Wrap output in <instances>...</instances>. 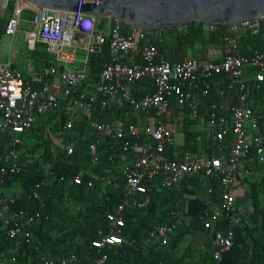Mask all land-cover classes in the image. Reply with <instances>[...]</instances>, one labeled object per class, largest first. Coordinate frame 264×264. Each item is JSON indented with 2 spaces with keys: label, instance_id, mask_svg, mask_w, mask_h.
<instances>
[{
  "label": "built area",
  "instance_id": "2783aa9c",
  "mask_svg": "<svg viewBox=\"0 0 264 264\" xmlns=\"http://www.w3.org/2000/svg\"><path fill=\"white\" fill-rule=\"evenodd\" d=\"M9 1H5L4 10ZM13 1L4 34L15 35L23 11H31V27L25 31L28 50L41 44L52 62L25 73L9 66L0 67V240L10 242L11 261H16L25 244L37 255L35 264H108L105 251L111 246L135 244L122 235L126 211L144 208L154 192L203 176L221 187L220 209L204 212L201 220L202 229L212 231L213 259L221 262L223 254L234 246L235 229L242 222L234 213V188L242 177L254 174L253 166L248 165L256 163L264 172V109L256 110L250 98L254 93L262 94L258 91L264 82V52L254 50L243 55L237 43L240 33L257 35L261 21L227 25L218 60L185 57L170 62L140 26L105 17L104 28L97 29L94 15ZM216 26L208 28L215 30ZM105 46L108 58L93 76L89 57L101 54ZM79 52L83 54L81 59L77 58ZM139 81L147 82L152 90L136 97L130 86ZM215 85L219 86L218 98L210 102L205 118L214 153L204 155L201 151L192 155L184 149L176 159L169 158L166 152L175 147L177 124L170 117V108L181 114L188 112L189 119L196 120L202 99L209 96ZM232 91L236 103L229 105L224 98ZM124 103L129 104L136 119L127 127L122 120H113L115 113L103 121L94 117L96 111L101 113ZM228 109V115L219 112ZM142 115L147 116L145 123L138 121ZM229 136L231 148L227 150L225 141ZM79 138L89 140L85 151L77 146ZM37 144L40 146L36 147ZM102 145L111 151L119 145L121 153H107V168L94 173L92 169L98 166L100 154L105 153L99 151ZM60 153L69 166L75 164L73 157L86 155L87 165L79 159L81 165L69 175H57L55 167L61 162ZM46 155L48 158L43 159ZM35 163L42 179L26 193L16 181L18 188L8 195L7 180ZM56 181L64 191L78 186L94 190L99 205L106 209L105 229H97V238L90 241L83 258L74 252L54 255L34 235L33 230L42 220H51L44 213L45 197L41 190H51ZM120 182L121 199L109 207L102 199ZM18 200L27 208L16 209ZM180 216L181 212L171 211L162 224L148 232L140 242L143 255L168 246Z\"/></svg>",
  "mask_w": 264,
  "mask_h": 264
},
{
  "label": "trees",
  "instance_id": "16d2710c",
  "mask_svg": "<svg viewBox=\"0 0 264 264\" xmlns=\"http://www.w3.org/2000/svg\"><path fill=\"white\" fill-rule=\"evenodd\" d=\"M14 7V1L10 0L8 3V6L5 11L10 15ZM28 14L32 17V12L29 10L23 11V14ZM8 15V16H9ZM96 18V27L97 29H103L105 18ZM5 20V17H0V24L3 23ZM226 29V26H216L215 30H209L208 24L203 23H189L182 25L180 27H172V28H165L161 29L159 33L156 30H150L147 31V34L150 38V41L155 44L159 52L162 56H164L168 61L170 62H177L181 61L186 57L187 50L189 48H194L196 46L200 45H208L211 47L219 46L221 49L224 47L223 42V35L224 30ZM237 43L238 48L241 54L243 55H250L254 50H260L264 52V19L261 20L260 23V31L257 35H252L249 32L240 33L237 37ZM108 58V47L105 46L104 50L101 54L90 56L89 57V69L91 75H97L102 67L103 64L106 62ZM142 82V81H139ZM137 82L136 84H139ZM146 86L152 90L149 84L146 82ZM262 94L254 93L250 98H259L261 101L264 102V82L261 84L260 91H258ZM133 96L141 97L140 95L136 94L135 92L131 91ZM217 92H214L211 90L209 96L206 98H203L201 101V106L199 108V111H201V107H207L208 109L210 102L214 99H217V95L215 94ZM227 98L230 97L232 102L234 104L236 103V97H235V91L227 92L226 94ZM224 98V101L228 104V99ZM230 100V101H231ZM231 102L232 105L233 103ZM220 113H225L228 115V110H220ZM112 113L120 114L121 120L123 121V126L127 127L131 123H135L136 119L133 116V112L129 104L124 103L122 106H112L111 108H107L105 110H102L101 113L99 111H96L94 113V117L99 120H105L106 116L111 115ZM184 115H186L187 118H185L186 121H189V114L188 112H183ZM109 122H112V120L109 118ZM193 122L189 121V124L187 125V130L184 131V142H183V149L189 150L193 154H197L200 149L203 147H209L212 146V135L207 138H203V144L200 146L196 142V138L200 134L196 129H194ZM83 128L80 127V131H82ZM42 140V139H41ZM77 146L82 149V151H85L88 141H82L80 138L77 140ZM40 145L37 144L36 147H39ZM100 152H105L100 154V162L98 166L92 169L94 173L101 172L102 169L107 168L108 165V159H107V153H112L115 156H118L121 153V150L119 149V145H116V150L111 151L108 149V147L102 145L99 148ZM213 154V153H210ZM48 158V155H46L43 159ZM75 160V164L72 166L68 165V161L64 158V155L60 153L59 161L56 163L55 171L57 172V175L60 174H66L69 175L71 170L77 169L81 163L86 164V155L80 158L73 157ZM80 159V161H79ZM38 164L35 163L33 165H29L25 168L23 172L20 174L14 176L12 179L7 180V185L10 182H19L22 190L24 193L28 192L29 189L37 182H39L42 179L41 172H36ZM89 176V175H88ZM87 176V178H88ZM187 182L196 183L197 179H191L185 180ZM54 188L51 190H48L46 188H42L41 192L42 195L45 197V210L44 213L48 214L49 216H52V210H51V201L53 200V197L56 193L62 194V192H70L71 194H80L83 192L91 193V195L95 199L94 207L91 208V212L96 215L95 219H92L88 226L85 228V231L82 233V236L80 238V241H82V246L77 245L74 247L73 244H65V242H58L59 250L52 251L51 253L54 255H67L70 252H74L79 257L83 258L86 256L87 252L89 251V244L92 239L97 238L96 231L98 228L105 229V221H104V215L106 212L105 207H102L99 205L98 201L99 198L96 195L94 190L87 191L84 186H78L76 188L71 187L68 191H64L60 186L61 184L56 181L54 183ZM122 188L123 183L120 182L118 186L107 192L105 196L103 197V203L107 206H113L114 204L118 203L121 199L122 195ZM161 193V192H160ZM160 193L154 192L150 195L149 201L147 205L144 208L141 209H131L125 212L124 214V221H125V227L122 229V235L127 238L128 240H133L135 244L133 246H127V245H121V246H111L109 249L105 251V253L108 255V264H130V262H134L137 264H148L150 261L149 259L152 257L153 252L157 253L160 250H151L149 251L150 254L143 255L140 247L141 240L147 236L148 232L155 226H157V223L154 224L155 226L150 225L149 228H144V224L148 220V216H152L155 212V205L158 200V196ZM16 209L21 208H27V205L21 201L18 200L15 204ZM168 211V210H167ZM165 216L168 215V212L164 213ZM163 214V215H164ZM160 218V217H159ZM250 223L245 224L242 223L240 225H243L241 227V246H240V258L241 260H251L253 264H264V216L262 223L258 225V223L254 222L253 215L249 216ZM256 219V218H255ZM164 220L161 222H158L162 224ZM48 222H45L42 220V222L38 225L36 229H34V235L36 238L42 241L43 245L48 248L47 246L51 243L50 238L47 236V234H44L43 232V226ZM0 241V254L3 252V250L6 248V246L10 247V242L2 238ZM62 246V247H61ZM53 249V248H52ZM55 250V249H53ZM148 252V253H149ZM213 254V250H212ZM213 257V255H212ZM27 258L32 259V263H36L37 255L36 253L25 246V244L22 245L19 253L16 255V261L17 264H23ZM215 261V260H214ZM238 264L237 260L236 263Z\"/></svg>",
  "mask_w": 264,
  "mask_h": 264
},
{
  "label": "crops",
  "instance_id": "0c3cea01",
  "mask_svg": "<svg viewBox=\"0 0 264 264\" xmlns=\"http://www.w3.org/2000/svg\"><path fill=\"white\" fill-rule=\"evenodd\" d=\"M5 1L6 0H0L1 11H5L3 9ZM7 18L8 16L3 23L0 24V67L9 66L25 73L29 70H38L42 66L50 65L52 58L45 52V49L41 44H37L33 51L28 50L26 45L25 31L31 27V16H26L25 13L21 15L19 31L13 36L4 34V27ZM221 51L222 49L219 46L211 47L204 44L189 48L186 57L218 60ZM77 58H83V54L79 52ZM145 83V81H142L139 82V84L131 85L130 91L143 96L150 91ZM217 89H219V86L215 85L213 91L217 92ZM227 99L228 104H231V98L228 97ZM251 102L256 110L261 111L264 109V102L259 98H252ZM232 103L234 104V102ZM206 108V106L203 108L201 107L199 117L196 120L188 119L190 122L195 123L193 126L194 129L200 132L196 138V142L200 146L203 144V138L210 136L205 125ZM169 114L177 124L175 125L176 129L174 131L175 147L172 150H168L166 155L171 159H176L179 153L184 150V131L187 130L189 121L185 120V118H187L186 115L181 114V112L173 108H170ZM115 116L116 114H114L113 120L119 121L115 119L118 118ZM146 118L147 116L142 115L141 119L138 121L145 123L143 120ZM121 119L120 116V120ZM117 125H120V123H117ZM225 148L227 150L231 148V136L227 137ZM201 151L204 155L214 153L211 146L203 147L198 153ZM192 155L195 154L192 153ZM250 166H253L255 171L254 174L250 177H242L234 188L236 199L234 213L235 216L239 217L243 221L242 223L245 224L250 223L249 216L253 215V223L256 222L260 225L264 216V200L260 197V193L264 191V172L258 168L256 163L248 165V167ZM191 179H197V182L191 183L185 181L188 180L185 179L174 188L162 191L161 193L157 192L160 193L158 199L163 198L172 205L167 212L179 211L181 212V216L176 222L177 229L172 235L168 246L157 253L153 252L148 264H235L236 260L238 264H253L251 260L239 259L241 227L243 226L240 224L235 229L234 246L228 252L223 254L221 262L214 261L211 247L212 231L202 229L201 220L204 212H213L220 209L221 187L218 183L210 180H207L205 181L206 183H204L205 178L203 176H197ZM16 187L18 188L15 182H10L6 188L7 194H13L14 191H16ZM209 189H212V192H208ZM156 217L158 218V225V222H161L167 216H159L157 214ZM224 225L225 223H223L221 227ZM12 253L11 248L6 246L0 254V264H17V261H11ZM148 254H150V252L147 253V255ZM23 264H33L32 259L27 258Z\"/></svg>",
  "mask_w": 264,
  "mask_h": 264
},
{
  "label": "water",
  "instance_id": "95a60500",
  "mask_svg": "<svg viewBox=\"0 0 264 264\" xmlns=\"http://www.w3.org/2000/svg\"><path fill=\"white\" fill-rule=\"evenodd\" d=\"M34 7L115 17L147 31L189 23L227 26L264 19V0H15Z\"/></svg>",
  "mask_w": 264,
  "mask_h": 264
},
{
  "label": "rangeland",
  "instance_id": "374dc122",
  "mask_svg": "<svg viewBox=\"0 0 264 264\" xmlns=\"http://www.w3.org/2000/svg\"><path fill=\"white\" fill-rule=\"evenodd\" d=\"M7 11L0 10V17H7ZM28 16V14H26ZM105 26V23H104ZM21 35V34H20ZM22 36V35H21ZM120 114H116L115 118L120 120ZM208 179L205 178V181ZM203 185V184H202ZM260 197L264 200V191L260 193ZM95 199L91 193L83 192L80 194H71L70 192L56 193L51 201L52 216L51 220L42 225L44 234L50 238L51 243L47 246L51 251L59 250L58 242H65V244H73L82 246L80 238L88 223L96 218L91 212L94 207ZM170 203L163 198L157 200L155 205V212L152 216H148V220L144 224V228H149L150 225L157 223V214L165 216V212L170 208ZM164 214V215H163ZM62 247V246H61ZM55 250H53V249Z\"/></svg>",
  "mask_w": 264,
  "mask_h": 264
}]
</instances>
